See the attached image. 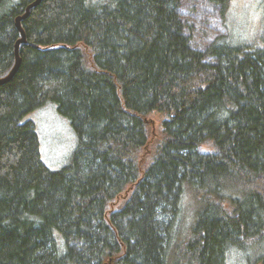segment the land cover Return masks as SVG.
<instances>
[{
	"label": "trees",
	"instance_id": "obj_1",
	"mask_svg": "<svg viewBox=\"0 0 264 264\" xmlns=\"http://www.w3.org/2000/svg\"><path fill=\"white\" fill-rule=\"evenodd\" d=\"M32 1L0 0V77ZM180 4L41 0L21 20L0 85V264H264V37L199 49ZM49 101L77 136L56 170L23 121Z\"/></svg>",
	"mask_w": 264,
	"mask_h": 264
},
{
	"label": "rangeland",
	"instance_id": "obj_2",
	"mask_svg": "<svg viewBox=\"0 0 264 264\" xmlns=\"http://www.w3.org/2000/svg\"><path fill=\"white\" fill-rule=\"evenodd\" d=\"M180 17L190 24L188 34L192 44L204 49L218 35L229 32L235 38L252 39L247 41L259 42L264 37V6L263 0H229L224 14L220 15V4L214 0H181ZM261 40V42H262ZM242 41V40H235ZM261 44V43H260ZM161 116L152 113L148 116L151 132L148 151L144 154L146 161L152 156L153 144L161 132ZM31 120L38 135L39 152L43 163L50 169L56 170L66 165L77 146V136L70 120L61 115L54 102L49 101L39 108L32 110L23 117V121ZM211 144H202L201 150L209 151ZM181 234H186L191 222V205L187 197L183 198ZM122 201H118V207ZM243 260L245 255L240 253ZM250 258H256L257 252L248 253ZM242 260V261H243ZM240 257L233 254L230 264H243ZM245 261V260H244Z\"/></svg>",
	"mask_w": 264,
	"mask_h": 264
},
{
	"label": "water",
	"instance_id": "obj_3",
	"mask_svg": "<svg viewBox=\"0 0 264 264\" xmlns=\"http://www.w3.org/2000/svg\"><path fill=\"white\" fill-rule=\"evenodd\" d=\"M41 0H33L31 3H29L26 8L25 11L23 12V14L17 16L15 18V25L17 27V29L20 32V38L16 41L15 43V62L13 64V67L11 68V70L5 75L0 77V85L7 82L8 80H10L12 78V76L14 75V73L16 72L17 68L20 65V61L21 58L19 56V45L20 43L25 42L26 38H25V32L23 30V27L21 25V20L25 19L28 14H29V10L30 8L34 7L35 5H37Z\"/></svg>",
	"mask_w": 264,
	"mask_h": 264
}]
</instances>
